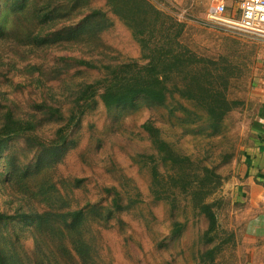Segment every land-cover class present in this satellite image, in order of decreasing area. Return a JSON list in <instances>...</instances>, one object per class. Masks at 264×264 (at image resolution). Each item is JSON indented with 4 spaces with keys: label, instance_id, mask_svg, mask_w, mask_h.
I'll return each mask as SVG.
<instances>
[{
    "label": "rangeland",
    "instance_id": "rangeland-1",
    "mask_svg": "<svg viewBox=\"0 0 264 264\" xmlns=\"http://www.w3.org/2000/svg\"><path fill=\"white\" fill-rule=\"evenodd\" d=\"M209 2L0 0V106L18 123L0 131V264H264L231 189L264 38ZM120 60L166 73L164 97L102 100L91 82ZM195 63L222 117L182 85Z\"/></svg>",
    "mask_w": 264,
    "mask_h": 264
},
{
    "label": "trees",
    "instance_id": "trees-1",
    "mask_svg": "<svg viewBox=\"0 0 264 264\" xmlns=\"http://www.w3.org/2000/svg\"><path fill=\"white\" fill-rule=\"evenodd\" d=\"M194 54H190L188 58H196ZM65 61H62L63 66L66 68L71 67L73 64L88 65V59L83 56L72 55L63 57ZM185 56H177L172 61L170 66H183L185 63ZM136 65H132L128 61H118L117 65L105 74L100 75L94 79L91 83L99 90V97L106 103L114 102L121 103L130 101L138 96H147L152 100H161L165 94V86L163 83V77L166 74L158 73L155 70V66L149 62H138ZM198 64L192 65L191 72L188 73L186 79L182 80V85H185V90L191 91V96L196 97L201 94L209 95L212 100L209 101V112L213 116L222 117L229 110V99L226 95L222 96L221 101H216L215 94L218 89L208 87L203 83L204 72L201 67H197ZM78 70V67H74ZM181 69V68H180ZM180 78V75H176ZM83 98H85V91L83 92ZM5 108L0 106V123L4 124L0 128L1 132L11 130V127L18 125L13 122L10 117L12 112H5ZM150 122H146L145 126H149ZM34 149L33 154H35ZM2 263V261H0Z\"/></svg>",
    "mask_w": 264,
    "mask_h": 264
},
{
    "label": "crops",
    "instance_id": "crops-1",
    "mask_svg": "<svg viewBox=\"0 0 264 264\" xmlns=\"http://www.w3.org/2000/svg\"><path fill=\"white\" fill-rule=\"evenodd\" d=\"M259 75L251 87L253 104L246 122L247 141L240 151L231 189L237 198L235 212L244 234L264 245V70ZM259 249L264 262V246Z\"/></svg>",
    "mask_w": 264,
    "mask_h": 264
},
{
    "label": "built area",
    "instance_id": "built-area-1",
    "mask_svg": "<svg viewBox=\"0 0 264 264\" xmlns=\"http://www.w3.org/2000/svg\"><path fill=\"white\" fill-rule=\"evenodd\" d=\"M231 6L235 17L227 14ZM208 14L239 33L264 38V0H210Z\"/></svg>",
    "mask_w": 264,
    "mask_h": 264
}]
</instances>
